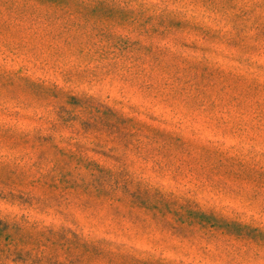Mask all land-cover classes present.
Here are the masks:
<instances>
[{
	"label": "rangeland",
	"instance_id": "rangeland-1",
	"mask_svg": "<svg viewBox=\"0 0 264 264\" xmlns=\"http://www.w3.org/2000/svg\"><path fill=\"white\" fill-rule=\"evenodd\" d=\"M53 1L0 0V264H264V0Z\"/></svg>",
	"mask_w": 264,
	"mask_h": 264
},
{
	"label": "trees",
	"instance_id": "trees-1",
	"mask_svg": "<svg viewBox=\"0 0 264 264\" xmlns=\"http://www.w3.org/2000/svg\"><path fill=\"white\" fill-rule=\"evenodd\" d=\"M65 1L66 0H54L53 2L62 3ZM92 9L95 10L94 7ZM191 213V215H194V217L205 218V221H208L210 227L216 231L225 232L226 234H231L232 232L235 233L236 230L245 228V226L239 224L238 222H228L226 220L216 218L215 216L207 214L203 211H191ZM184 214H186V212H184Z\"/></svg>",
	"mask_w": 264,
	"mask_h": 264
}]
</instances>
